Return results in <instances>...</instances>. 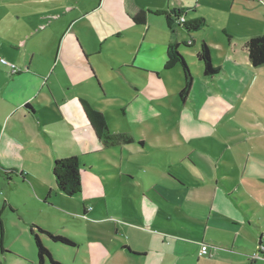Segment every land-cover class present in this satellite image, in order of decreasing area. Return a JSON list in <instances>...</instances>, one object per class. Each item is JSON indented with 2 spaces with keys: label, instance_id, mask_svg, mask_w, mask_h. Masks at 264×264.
<instances>
[{
  "label": "rangeland",
  "instance_id": "374dc122",
  "mask_svg": "<svg viewBox=\"0 0 264 264\" xmlns=\"http://www.w3.org/2000/svg\"><path fill=\"white\" fill-rule=\"evenodd\" d=\"M41 1L50 2L48 5ZM74 1L78 0H0V86L6 85L12 65L16 66V73L25 72L33 54L32 68H51L57 73L63 65L56 59L57 53L68 39L67 35L74 34L100 80L88 71L93 79L90 82L94 107L104 115L113 133L133 138L131 143L121 140L119 145L101 147L84 157L86 166L80 163L82 186L72 201L86 202L89 217L55 214L40 218L53 233L66 236L74 243L63 244L44 237L42 242L55 262L47 260V264H123L121 255L117 258L113 247L128 240L123 222L127 214L141 210V205L140 200L132 197L131 190L126 194L121 188H141L142 176L148 179L155 174L173 178L170 171L191 178L202 168L211 169L222 163L230 171V190L224 202V209L235 220L230 224L239 228L238 239L258 247L262 237L264 244V66L243 65L249 70L238 72L236 78L241 82H236L231 89L225 83L217 89L209 82L211 80L204 82L206 78L200 68L203 83L194 100L201 98L202 108L197 110L191 99L184 102L180 97L184 74L180 64L166 63L168 69L158 72L133 63L145 29L123 26L114 36L109 32L113 27L105 24L102 16L110 10V0L103 9H99L97 3L91 16L82 19L78 18L81 11ZM217 7L210 14V24L205 29L215 40L227 38L224 26L231 15L227 7ZM241 11L247 21L257 16L256 23L248 21L246 30H240L235 38L237 54L242 58L245 40L251 35L264 34V4L253 12L251 8ZM232 20L228 25L232 26ZM153 27L156 32L152 34L159 39L163 32L155 24ZM225 40L227 42L228 38ZM211 55L214 66L219 67L224 53L213 49ZM55 76L53 73L49 83L55 81ZM223 78L232 82L225 75ZM125 170L131 171V175H122ZM131 176L134 178L130 179ZM6 191L3 187L0 194L5 195ZM71 209H74L73 204ZM7 216L9 227L16 228L19 216L13 212H8ZM12 230V237L16 239L12 245L19 247L27 257L22 260L31 264L33 258L37 262L31 241L18 239L17 231ZM136 232L141 240L155 245L163 239ZM209 238L207 236L211 241ZM94 239L100 243L101 258L96 257L98 252L91 245ZM255 252L256 249L251 252V260ZM262 259L264 262V257Z\"/></svg>",
  "mask_w": 264,
  "mask_h": 264
},
{
  "label": "crops",
  "instance_id": "0c3cea01",
  "mask_svg": "<svg viewBox=\"0 0 264 264\" xmlns=\"http://www.w3.org/2000/svg\"><path fill=\"white\" fill-rule=\"evenodd\" d=\"M74 2L81 11L78 18L82 19L91 16L90 12L97 3L99 9H103L108 0ZM108 4L111 11H103L102 16L103 22L113 27L109 30L112 35H118L123 26H141L146 30L133 59L137 66L158 72L167 70L168 46L179 44L180 52L186 56L194 73L192 91L187 99H191L197 110L202 108L199 103L201 98L194 100L198 87L203 83L199 75L200 68L206 78L204 82L211 80L209 82L214 83L217 89L222 87L223 83L231 89L232 85H237L236 82H241L236 77L238 72L247 69L243 65L258 68L251 65L245 43L251 37L262 34L251 35L245 40L242 58L237 54L234 42L237 35H240V30H246L248 21H251L250 24L257 21V16L247 21L241 16V10L251 8L253 12L264 4V0H110ZM218 5L231 11L224 26L228 34L227 42V38L215 40L205 32L210 24L209 16L217 10ZM141 10L147 11L145 24H137L133 20V16ZM172 10L186 12V21L200 20L204 24L194 31L179 25L170 27L166 13ZM232 18L231 26L228 24ZM153 24L163 32L159 39L152 34L156 32ZM199 31H204V34H198ZM101 35L104 36L103 33ZM67 36L68 39L63 41L56 56V59L63 63L57 73L51 71V68H32L35 57L33 54L25 72L12 73L10 69L6 85L0 86V190L3 187L7 190L5 195L0 194V264H26L22 260L27 259L26 255L19 247L12 245L13 241H16L15 237H12V229L17 231L18 239L31 241L37 252L31 225L53 232L40 218L55 214L61 217L72 214L89 217L86 202L80 198L79 202H74L72 198L76 195H67L59 189L53 171L54 163L57 159L76 156L79 162L86 166L83 162L87 154L97 152L101 147H112L102 142L93 114L97 110L93 105L94 93L90 82L93 79L88 73L91 72L97 80L99 78L79 38L70 33ZM204 44L208 45L210 53L213 49L224 53V59L220 60L218 57L221 68L219 73L222 74L205 75L204 63L196 57ZM214 61L212 58V62ZM174 63L178 62L172 64ZM53 73L56 79L51 84L49 81ZM4 75L6 76V72ZM223 75L232 82L225 81ZM182 78L181 89L185 84L184 74ZM187 99L184 102H187ZM109 130L115 132L110 127ZM130 172L125 170L121 174L130 176ZM229 172L228 167L222 163L215 168H202L191 178L170 171L173 178L155 174L148 179L142 176L141 188H121V192L126 194L131 190L132 197L140 200L141 205V210H133L132 214L126 215V221L123 222L128 240L113 247L117 258L121 255V263L264 264L262 258L250 259L251 252L255 249L257 251L258 247L238 239L241 232L238 227L233 226L234 224H230L235 220L224 209V202L228 200L225 199L228 197L226 193L230 190ZM119 180L123 181V178L120 177ZM8 212L19 216L16 228L9 227ZM145 226L153 228L155 232H149ZM136 231L163 239L160 244L155 245L151 241L141 240ZM207 236L211 241H208ZM40 237L43 241L47 235L40 233ZM94 240L91 245L98 252L95 253L96 257L101 258L98 250H101L100 243L97 239ZM260 243L262 237L259 238ZM203 245L208 246V251L201 254ZM212 248L218 251L214 253ZM31 258L32 256L29 259ZM30 263L38 264V257L37 262L32 258Z\"/></svg>",
  "mask_w": 264,
  "mask_h": 264
},
{
  "label": "trees",
  "instance_id": "16d2710c",
  "mask_svg": "<svg viewBox=\"0 0 264 264\" xmlns=\"http://www.w3.org/2000/svg\"><path fill=\"white\" fill-rule=\"evenodd\" d=\"M186 13V12H185ZM183 10H172L170 13H166V20L170 27L179 25L185 27L189 31H194L203 26V21H185L181 22L180 19L185 17ZM147 19V11L141 10L133 16L134 22L137 24H145ZM245 49L247 51L249 61L252 66L259 67L264 65V34L251 37L245 43ZM168 64L178 62L184 72L185 84L180 91V97L183 101L190 95L194 82V73L192 67L188 62L186 56L180 52L179 44L173 43L168 46ZM197 59L204 63V73L208 76H213L220 71V67H215L212 62V56L210 48L207 44H204L202 49L196 55ZM96 119V123L99 128V135L106 146H115L124 140L127 143L133 142V138L130 136H124L121 134L112 133L109 130L107 120L104 115L99 111L93 112ZM80 162L76 156H72L64 159H57L54 163V175L59 189L70 196H74L82 186ZM31 232L34 236L35 246L37 249L38 264H45L47 260L55 263L52 253L43 244L40 237V233H44L47 237L54 242H60L63 244H74L70 238L62 235H57L53 232L46 231L37 225H31Z\"/></svg>",
  "mask_w": 264,
  "mask_h": 264
},
{
  "label": "built area",
  "instance_id": "2783aa9c",
  "mask_svg": "<svg viewBox=\"0 0 264 264\" xmlns=\"http://www.w3.org/2000/svg\"><path fill=\"white\" fill-rule=\"evenodd\" d=\"M181 22L185 21V17H182L180 19ZM2 62H5V59L1 58ZM12 72L16 73L17 72V68L16 66L12 65L11 66ZM208 251V246L207 245H203L201 247L200 253H206ZM264 257V244L263 242L259 244L257 251L254 254V258H263Z\"/></svg>",
  "mask_w": 264,
  "mask_h": 264
}]
</instances>
